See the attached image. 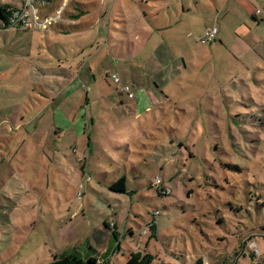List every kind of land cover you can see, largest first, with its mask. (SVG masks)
<instances>
[{"label":"rangeland","instance_id":"1","mask_svg":"<svg viewBox=\"0 0 264 264\" xmlns=\"http://www.w3.org/2000/svg\"><path fill=\"white\" fill-rule=\"evenodd\" d=\"M83 1L67 0L61 20ZM63 2L49 0L45 14ZM98 13L101 41L90 24L66 30L61 20L0 30V264L66 252L126 264L136 251L153 264H264V0H106ZM164 23L185 65L152 88L170 101L138 121L119 91L123 64L119 84L101 71L130 54L142 62ZM144 26L156 34L138 58L129 36ZM206 27L218 30L214 44L198 42ZM92 75L105 77L101 99L97 83L81 84ZM119 179L125 194L110 190ZM113 232L120 247L109 252Z\"/></svg>","mask_w":264,"mask_h":264},{"label":"crops","instance_id":"2","mask_svg":"<svg viewBox=\"0 0 264 264\" xmlns=\"http://www.w3.org/2000/svg\"><path fill=\"white\" fill-rule=\"evenodd\" d=\"M105 1L106 0H101V2H98L97 0H85L83 1L84 3L80 4V6L76 4L74 7H72L71 10H68L67 8L65 10V14L68 16V18L62 19L60 26L66 28V30H70L73 27H78L79 25L90 24V26L95 28L94 30L95 35H96L95 38L98 41H101L102 31L104 32V29H103L104 22H102V19H101L102 16H100L101 14H99L98 11L99 9H101ZM53 8L54 7H52V5L50 4L47 11L50 12ZM256 13L261 15L260 12H256ZM85 19L87 21L84 23ZM260 20L264 21V15L260 16ZM152 25L154 26V24ZM165 25L166 23H164L161 26L160 25L154 26L156 28V32L161 33V37L166 34L165 28H167V26ZM207 28L209 27L203 28L200 34L201 36ZM66 30L62 32L67 33L68 31ZM217 33H218V30H217ZM104 34L105 35L107 34L106 30ZM155 34L156 33L153 31V29H150L147 26H144V28H140L136 30L134 34L132 33L130 34L129 43H131L134 46V50H137L138 58L142 57V53H144V50L147 47V43L152 38V36ZM133 36L134 38L138 39V42H136L137 44H135L134 41L131 40L133 39L132 38ZM169 41H170L169 35H166V38L164 39L162 37V39L160 40V42L158 43V45L156 46V49L152 52V54L150 53L148 56L144 57L142 62H140L139 64H136L134 56L130 54V56L124 57L120 59L119 61H115L114 63H110L108 61L107 65L109 69L107 70L105 69L104 72L101 71L103 75H106L107 77L109 76L111 77L112 75H114L113 74L114 71L120 68V64H123V68H124L123 85L133 87L132 88L133 90L132 89L131 90L134 93V97L132 99H129L126 96L127 101L125 102V104H128L126 106L127 109L129 110L132 117H134V119L138 121H140L143 115L149 112H152L153 117H155L156 112L154 111L157 109L161 110V108L170 101L169 100L170 98L165 94L163 97L160 98L158 93H154L152 91L153 90L152 88L154 86L156 89H162V88H165L167 84H170L172 81L174 82L177 79V73H179L182 67L185 65L182 58H179L178 56L174 55L173 49ZM105 45L106 43L103 44V46L96 51L98 53L96 55L97 57L99 56V54L102 53V50H104V48L106 47ZM112 49L113 47L109 45L107 51H104L103 55L107 54V57L106 56L101 57V60L97 64L98 65L97 70L100 71L104 69L102 66L105 63H107L106 59H109L111 57L110 55H111ZM93 56L94 54L90 56L87 63H91V59ZM115 73L117 72L115 71ZM142 73H144V75H142ZM79 77H81V72L78 78ZM101 78H105V77H101ZM101 78L96 80V77L94 75H92L91 77L81 78V84H84V85H86L87 83H89V85L91 83L92 84L97 83V88L98 90H101V91H98V94L95 95L94 98L96 99H101L102 94H103V91H102L103 89L101 88L102 82H100ZM89 85L87 86V90H90ZM87 96H88V93L86 97ZM121 97L122 95L119 96V99H120L119 101H120V105L122 106L124 103L122 102ZM174 110L180 111V108H178L177 106H174ZM146 120L147 119H144L141 122H139L140 128L143 125H147ZM142 122H145V123L142 124ZM91 123L93 126L94 124L92 121L89 122V126L91 125ZM81 125L82 127H81L80 134L83 135L85 131L84 128L86 127L85 121H83ZM110 223L108 222L107 224L109 225ZM116 224L118 223L116 222ZM119 247H120V244L117 245V241H115L113 238L109 247H107L106 249H108V251L111 252L114 249L118 250Z\"/></svg>","mask_w":264,"mask_h":264},{"label":"built area","instance_id":"3","mask_svg":"<svg viewBox=\"0 0 264 264\" xmlns=\"http://www.w3.org/2000/svg\"><path fill=\"white\" fill-rule=\"evenodd\" d=\"M67 4V0L63 2V8L59 9L53 14H45L49 0H16V5L0 4V30L16 29V30H33V31H45L48 27L61 20V15L64 7ZM217 29L207 28L201 37L198 38V42L203 45L214 44L216 41ZM111 79L115 84L120 83V79L112 75ZM120 93L125 94L129 99L134 97L130 86L122 85L119 89ZM153 187L162 196H167L170 190L163 186V181L160 177H155L153 181ZM82 189V186L79 187ZM81 193L78 192L77 198L80 199ZM153 215H158V211H155ZM113 224H111L112 226ZM146 230L143 231V234Z\"/></svg>","mask_w":264,"mask_h":264},{"label":"trees","instance_id":"4","mask_svg":"<svg viewBox=\"0 0 264 264\" xmlns=\"http://www.w3.org/2000/svg\"><path fill=\"white\" fill-rule=\"evenodd\" d=\"M255 19V18H254ZM264 22L263 20H260ZM110 190L116 193H124L125 189V180L119 179L116 183H113L110 186ZM106 228H109L107 223H104ZM151 230V229H150ZM154 229L152 228L151 231ZM113 238L115 241L118 240V237L115 232H113ZM118 245V244H117ZM154 256L147 252H130L126 264H153ZM47 264H100L98 259L94 257L83 258L76 252H66L60 255H53L52 260ZM195 264H203L201 259H198Z\"/></svg>","mask_w":264,"mask_h":264}]
</instances>
